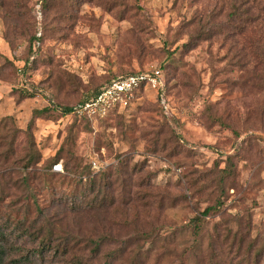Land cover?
Wrapping results in <instances>:
<instances>
[{"label": "rangeland", "instance_id": "obj_1", "mask_svg": "<svg viewBox=\"0 0 264 264\" xmlns=\"http://www.w3.org/2000/svg\"><path fill=\"white\" fill-rule=\"evenodd\" d=\"M155 70L166 90L62 115ZM0 156V224L43 212L72 264H264V0H0Z\"/></svg>", "mask_w": 264, "mask_h": 264}, {"label": "trees", "instance_id": "obj_2", "mask_svg": "<svg viewBox=\"0 0 264 264\" xmlns=\"http://www.w3.org/2000/svg\"><path fill=\"white\" fill-rule=\"evenodd\" d=\"M233 13L234 14L232 15V17H234V15H236L237 13L236 8L234 9V7H233ZM131 75H137V74H130L121 77H126ZM118 78L111 80L108 84L104 85L99 90H96L91 97L85 98L84 100L80 101L75 106H73L72 108L64 107L62 109V115L65 116L69 114H74V109L78 104L91 100L96 95H98L105 87H107L112 81ZM139 90H142V88H140ZM163 90H166L165 84L163 86ZM118 110L119 109L117 108L113 112H117ZM46 111L47 109L35 110L33 112V117H39ZM82 118L87 119L86 117H82ZM1 158L2 157L0 156V159ZM30 161L31 160H29V162ZM26 167L29 169L31 168V166H29L28 164L25 166V168ZM73 168L75 170H78L77 165H74ZM222 172L225 174V176H229L230 174H232V170L230 168L229 170L228 169L222 170ZM82 175L85 174H81V175L79 174L78 177L84 179ZM87 178L90 184L88 187L89 192L87 194H91V195L95 194L99 196L102 195L103 188L105 186H107L106 189H108L109 191L114 186L112 175L107 176L100 174L96 177L94 176L91 177V175L90 176L88 175ZM82 198L84 199L86 198V196ZM76 199H77L76 196L72 197L70 200L69 198H65V202H63L62 205L68 207V205L71 204V207H73V205L76 202ZM91 207L92 205L89 206V208ZM215 209L216 207L206 208L202 212L201 217L193 218L190 221L189 225L192 226V229L196 235H198V233L200 232V223L202 222V218L204 216H207L210 212H212ZM44 218L45 217L43 216V212H40V215L38 216L37 220L33 222L27 223L26 221H20L17 222L15 225H13L11 224V222L5 221L4 225L0 224V264H72L73 263L72 260H69L70 258H72L73 255H70L69 252L57 251L51 254V251L56 242L63 241L66 244L67 239H64L65 237L59 236L58 234L54 233L53 230L51 228L49 229L45 224H40V220ZM91 255L95 256V252H93ZM95 257H97V255ZM77 260L80 259H76L75 264H80L81 261H77Z\"/></svg>", "mask_w": 264, "mask_h": 264}, {"label": "built area", "instance_id": "obj_3", "mask_svg": "<svg viewBox=\"0 0 264 264\" xmlns=\"http://www.w3.org/2000/svg\"><path fill=\"white\" fill-rule=\"evenodd\" d=\"M163 87L160 72L155 70L112 81L98 95L91 100L78 104L74 114L89 120L104 118L115 109H122L129 105L133 94L140 88L159 92ZM53 172H61V164L52 167Z\"/></svg>", "mask_w": 264, "mask_h": 264}]
</instances>
